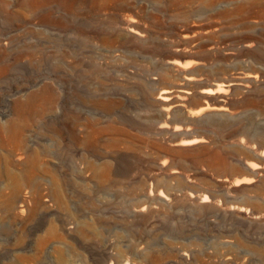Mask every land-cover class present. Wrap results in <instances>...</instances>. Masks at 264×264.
<instances>
[{
    "label": "rangeland",
    "instance_id": "obj_1",
    "mask_svg": "<svg viewBox=\"0 0 264 264\" xmlns=\"http://www.w3.org/2000/svg\"><path fill=\"white\" fill-rule=\"evenodd\" d=\"M238 3L0 0V264H264V15Z\"/></svg>",
    "mask_w": 264,
    "mask_h": 264
},
{
    "label": "bare ground",
    "instance_id": "obj_2",
    "mask_svg": "<svg viewBox=\"0 0 264 264\" xmlns=\"http://www.w3.org/2000/svg\"><path fill=\"white\" fill-rule=\"evenodd\" d=\"M238 2L239 3L237 4V6L235 5L236 9H238L240 11L255 10V11H257L256 12L257 15H259V16L264 15V0H238ZM126 31L128 33L133 34V35L139 36L138 32L135 31L130 26L126 27ZM246 46L248 47L249 45H246ZM169 64H171V62H169ZM230 85H232L231 82L227 83V86H230ZM216 87L219 91H221V90H223V88L225 86L216 85ZM202 93H206V92H202ZM170 96H171V94L168 91H163L157 99L160 102H166V101H168ZM175 96L179 100L178 102L182 103L188 98L189 92L185 88L179 87L176 89ZM33 98H34V95H30L27 100L31 101ZM18 104H19V102H18ZM211 112L213 114H224L225 110H224L222 105H219V106L212 107Z\"/></svg>",
    "mask_w": 264,
    "mask_h": 264
},
{
    "label": "built area",
    "instance_id": "obj_3",
    "mask_svg": "<svg viewBox=\"0 0 264 264\" xmlns=\"http://www.w3.org/2000/svg\"><path fill=\"white\" fill-rule=\"evenodd\" d=\"M23 206H24V203L21 202L20 205H19V208H20L21 210H23Z\"/></svg>",
    "mask_w": 264,
    "mask_h": 264
}]
</instances>
